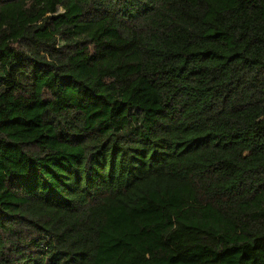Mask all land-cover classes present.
Here are the masks:
<instances>
[{
	"label": "trees",
	"instance_id": "1",
	"mask_svg": "<svg viewBox=\"0 0 264 264\" xmlns=\"http://www.w3.org/2000/svg\"><path fill=\"white\" fill-rule=\"evenodd\" d=\"M0 264H264V0H0Z\"/></svg>",
	"mask_w": 264,
	"mask_h": 264
}]
</instances>
